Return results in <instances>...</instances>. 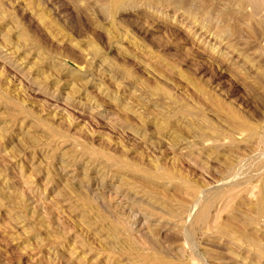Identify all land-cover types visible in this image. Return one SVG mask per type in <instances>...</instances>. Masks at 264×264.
Wrapping results in <instances>:
<instances>
[{
  "label": "rangeland",
  "instance_id": "1",
  "mask_svg": "<svg viewBox=\"0 0 264 264\" xmlns=\"http://www.w3.org/2000/svg\"><path fill=\"white\" fill-rule=\"evenodd\" d=\"M110 3L0 0V264H264V8Z\"/></svg>",
  "mask_w": 264,
  "mask_h": 264
},
{
  "label": "bare ground",
  "instance_id": "2",
  "mask_svg": "<svg viewBox=\"0 0 264 264\" xmlns=\"http://www.w3.org/2000/svg\"><path fill=\"white\" fill-rule=\"evenodd\" d=\"M127 1L128 0H111L110 5H108V7H107L108 13L113 14L116 10H118L120 8H124L130 1H133V0H129V2H127ZM239 2H240V6L243 7V8L247 4H252L253 7H254V9H252V10L253 11L255 10L254 12H256V10H259L261 8H264V0H239ZM245 9H246V7H245ZM240 11H241V8H240ZM241 13H243V10L241 11ZM251 13H253V12H251ZM251 13L249 11V15ZM243 14H245V12ZM252 16H254V15L252 14ZM250 17H251V15H250ZM257 17H255V18H257ZM246 18H248V17H246ZM253 20H255V19H253ZM263 35H264V32H263ZM240 72H241L240 70H237L236 73L238 74ZM261 73H262L261 76L264 79V71H262ZM262 99L264 100V98H262ZM213 102L217 105L218 112H221V113H223V115H225V119L224 120H226V123L228 125V127L226 129V131H227L226 133L227 134L235 135V136L236 135H241L242 136V135L245 134L247 136L246 138H247L248 142L254 144V148H256V145H259V147L261 145L264 146V123L263 122L262 123L261 122L254 123V122L250 121L249 119H246L245 117H243L241 115V113L238 110L235 109V107H233V106L231 107L230 105L228 107H226L227 105L225 106L220 100H217L216 98H213ZM197 130L200 132V136L203 137L205 141H207L209 139H212V138H215V137L219 138L221 135H223V134H220V135L212 134V133L215 132V128L213 126H211V125H207L206 126L205 124H199V126L197 127ZM235 168L236 167H234V166H230V172H229L230 177L229 178L236 176V174H235ZM260 173H262V172H260ZM234 174H235V176H234ZM259 182H260V186H259V192H258V198H257L258 215L264 216V176H263V178H261L259 180ZM233 185H234V183H233ZM235 186H236V184H235ZM192 196H194L197 199V191L194 192V194ZM224 196H226V195H224V191H223V192H220V193H217V194H213L211 197H206V199L204 200L203 207L198 208L196 215L194 214L195 215V217H194L195 218V223L196 224H199L200 226L201 225H204V226L206 225L208 227V229H209V226L212 227L211 220L209 219L210 218V215H211V212H212V209L214 208L215 203L218 200H221ZM196 199L194 201H196ZM222 230H223L222 231V234L223 235H227L229 233V230L227 228L226 229L224 228ZM253 245L254 246H257V244H255V243H253ZM263 253H264V247H263Z\"/></svg>",
  "mask_w": 264,
  "mask_h": 264
}]
</instances>
